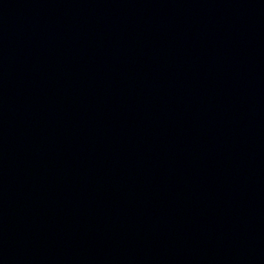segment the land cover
I'll use <instances>...</instances> for the list:
<instances>
[{"label": "water", "instance_id": "95a60500", "mask_svg": "<svg viewBox=\"0 0 264 264\" xmlns=\"http://www.w3.org/2000/svg\"><path fill=\"white\" fill-rule=\"evenodd\" d=\"M0 264H264V0H0Z\"/></svg>", "mask_w": 264, "mask_h": 264}]
</instances>
